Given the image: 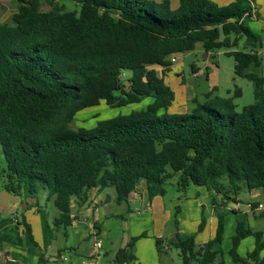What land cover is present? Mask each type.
I'll list each match as a JSON object with an SVG mask.
<instances>
[{
	"label": "trees",
	"instance_id": "1",
	"mask_svg": "<svg viewBox=\"0 0 264 264\" xmlns=\"http://www.w3.org/2000/svg\"><path fill=\"white\" fill-rule=\"evenodd\" d=\"M14 1L9 21H0L3 190L35 197L42 187L58 210L55 227L66 230L77 220L72 201L83 206L91 189L113 188L121 204L141 182L148 200L163 196L173 178L184 193L203 187L225 200H210L213 237L197 246L195 235L181 239L175 231L170 239L155 238V247L158 253L163 244L179 250L182 264H224L215 262V246L223 240L226 203L238 202L241 186L264 187V99L236 111V89L232 97L197 104L190 113L170 114L174 94L163 77L172 56L200 44L205 53L228 49L234 74L263 84L264 78L248 71L261 64V39L245 24L256 16L254 0H177L175 8L172 0H72L75 10H63L57 0ZM148 97L153 101L145 109L93 129L70 127L78 111L101 101L120 108ZM206 223L201 212L196 233ZM24 230L32 240L27 225ZM247 237L254 238V247L241 257L237 249ZM137 239L116 252L113 264L134 260ZM263 249L264 233L237 220L232 262L264 264Z\"/></svg>",
	"mask_w": 264,
	"mask_h": 264
},
{
	"label": "rangeland",
	"instance_id": "2",
	"mask_svg": "<svg viewBox=\"0 0 264 264\" xmlns=\"http://www.w3.org/2000/svg\"><path fill=\"white\" fill-rule=\"evenodd\" d=\"M231 0H217L219 5H224ZM256 5V17L247 18L245 24L248 28L261 39V46L257 49L261 59L259 67L251 66L249 72L264 78V0H254ZM171 5L175 8L178 5L177 0H172ZM57 6L63 10L78 9V4L72 0H57ZM48 9L47 5H43ZM16 10L14 0H0V21L8 22L11 14ZM243 40H241L238 49H242ZM228 49H219L211 53H205L201 45L198 44L195 50L180 54H175V62L172 63L170 71L163 77L164 84L167 85L174 94V100L167 109L170 114L190 113L197 104L212 101V99L232 97L235 90L239 89V97L233 98L236 111H241L243 107L256 104L264 99V83L255 86L251 81L236 76L234 74V60L225 53ZM194 67L199 72L197 75L191 70ZM159 70V69H157ZM125 78L130 77V71H123ZM153 101L152 98H143L139 103L129 104L120 108H112L101 101L98 105L84 108L78 111L70 127L74 130L93 129L98 122L126 115L132 111L145 109ZM4 158L0 149V173L4 168ZM2 174H0V220L10 218L14 214L18 222L13 228L19 226L24 230L25 225L30 229L32 240L27 239L33 247L39 249L38 264H70L75 262L78 255L74 249L77 247L73 231L76 229L81 236H88L94 232L92 240L87 246H94V241L99 242V246L94 248V259L101 258L103 264H113L116 252L126 246L132 237H138L134 242L133 255L134 260L130 264H149L152 256L153 264H182L179 257V250L167 247L165 244L158 253L155 248V238L164 240L174 236L176 231L174 221L177 220L178 228L184 231L182 236L190 237L196 235L197 224L201 212L210 220L214 214L210 200L212 197L219 202L221 195H216L212 191H207L203 187L191 186L185 193L176 188V178L168 180L165 185V194L155 196L151 200L145 196V202L150 204V210L145 211L144 205L138 199L128 198L127 203L119 204L116 200V194L112 188H105L109 199L105 202H96V206H86V208L75 211L76 201L73 200L71 213L78 215V224L68 227L66 230L56 228L53 221L58 217V210L53 204V200L47 199V191L39 187L33 201L35 204H24L27 199L20 198L6 192L2 188ZM198 192V195L196 193ZM229 197H232L230 194ZM238 202H229L227 213L225 215V232L223 240L215 246L218 251L215 262L224 261V264H234L229 255L231 247V237L235 233L236 221L244 220L246 225L253 230L264 233V216L251 215V204L258 202L264 204V187L254 190H247L241 186L236 195ZM19 200L13 210L7 206L13 201ZM81 207V206H79ZM225 208L221 209L224 211ZM178 211V212H177ZM264 211V210H263ZM31 216L37 217V229L41 231L34 234ZM97 222L98 230L101 235H95L98 231L94 229L93 223ZM38 224L42 227L38 228ZM211 232V223L205 229L204 238H208ZM7 233V232H6ZM144 236H141V235ZM68 235L67 239L65 236ZM42 237L41 243L36 240ZM87 241V240H85ZM203 244L199 241L197 246ZM84 247L80 246V248ZM254 247V238L247 237L243 239L237 252L239 256L245 257L248 251ZM104 250L103 254L101 253ZM97 254H96V253ZM59 254V255H58ZM60 256V257H59ZM264 257V249L261 252ZM84 258V257H83ZM85 259H90L87 257ZM79 261V260H78ZM13 264H23L15 260Z\"/></svg>",
	"mask_w": 264,
	"mask_h": 264
},
{
	"label": "crops",
	"instance_id": "3",
	"mask_svg": "<svg viewBox=\"0 0 264 264\" xmlns=\"http://www.w3.org/2000/svg\"><path fill=\"white\" fill-rule=\"evenodd\" d=\"M254 5H255V3H254ZM254 13H257L256 5L254 8ZM198 73L199 72L196 71L194 73V75H197ZM114 192H115V190H114ZM196 195H198V192L196 193ZM15 196H18V195H15ZM145 196H147L145 184L143 182H141L137 186V189L129 195V198H132L133 200L139 198V200L142 202L141 204L144 205L145 211H149L150 210V204L148 202H145V199H144ZM18 197L22 198L23 196L20 195ZM23 198H24V200L27 199V201H25L26 203H24V204H26V205L31 204V203L35 204L32 197H23ZM108 199H109V196L105 192V189H102V190L91 189L89 192V198H88L87 202L81 207H79L76 204L77 207H75L76 208L75 211H80L79 210L80 208L82 210V209L86 208V206H88V207L96 206V202L98 200H99V202H104V201L106 202ZM224 202H225V200L221 199V201L219 203L221 204ZM18 203L21 204L22 202L19 200H13L7 206V208L9 210H13ZM253 203L262 204V203H258V202H253ZM226 205H228V204L226 203ZM73 206H74V204H72V207ZM211 207L213 210L212 205H211ZM226 209H227V207H226ZM250 213L253 216V218L256 216V213H259V214L263 213V215H264L263 210H258V209L252 210V206H251V212ZM74 215L77 217V220L73 221L71 226H69L72 228H74L73 226L78 224V221H79L78 215L75 212H74V214L71 213V216H74ZM30 219H31V224L33 225V228H34L33 229L34 234L36 233V231L39 234L41 229H37V225H36L37 223L35 222L37 217L31 216ZM215 221L216 220H215L214 214L212 215L210 220L207 219V223H206L205 228L201 232L196 233V235H195L196 244L199 241H203V243H205L207 240H209L210 238L213 237L214 228H215ZM16 222H18V219L14 214L11 215V220H10V218H7L5 220H0V264H13L15 260H19L23 264H38L39 263L38 259L40 256L39 249L33 247L32 244L29 242V240L27 239L25 230H23L19 226H16L15 228H13L12 224H15ZM198 223H199V221H198ZM209 223H211V232H210L208 238H204V232H205V229ZM94 224L98 227L97 222L93 223V227H94ZM224 224H225V222H224ZM40 227H42V226L40 224H38V228H40ZM35 229H36V231H35ZM94 229H96V228L94 227ZM97 230H98V228H97ZM176 231H177V233L181 239H185V237L182 236V233L184 234L183 230H181L180 228H177ZM224 232H225V229H224ZM73 233H74V238L76 239V245H77V247L74 249V252L76 255H78V257L75 259V262H71L70 264H103V261L101 258L94 259V257H93L94 256L93 252L95 251V249H94L95 247L93 245H92L93 248H91V246H87L90 243V241L92 240V238H93L92 236H94V232L92 234L91 233L88 234V236H86V235L81 236L80 233L75 229L73 231ZM39 235H41V234H39ZM95 235H101V231L98 230ZM67 236L68 235L65 236L66 239L68 238ZM35 238L40 244L41 243L40 239H42V237L39 236V239H37V237H35ZM85 240H87V241H85ZM94 244H95V241H94ZM83 245H84V247H82V248H80V250H78V248L80 246H83ZM41 246H42V248L45 247V246H43V244ZM103 252H104V250H102L101 253L103 254ZM87 257H90V259H85ZM152 258L153 257L150 256V263L149 264H153Z\"/></svg>",
	"mask_w": 264,
	"mask_h": 264
},
{
	"label": "built area",
	"instance_id": "4",
	"mask_svg": "<svg viewBox=\"0 0 264 264\" xmlns=\"http://www.w3.org/2000/svg\"><path fill=\"white\" fill-rule=\"evenodd\" d=\"M175 60H176V59H175L174 56H172V57L170 58V61H171L172 63H174ZM255 209H258V210H264V204H258L257 207H256ZM98 246H99V242L97 241V242H95L94 247L97 248Z\"/></svg>",
	"mask_w": 264,
	"mask_h": 264
}]
</instances>
